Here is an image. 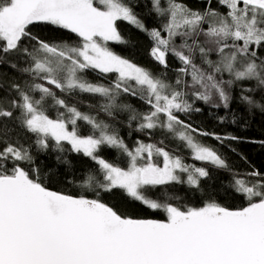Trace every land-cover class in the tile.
<instances>
[{"label": "snow or ice", "instance_id": "snow-or-ice-1", "mask_svg": "<svg viewBox=\"0 0 264 264\" xmlns=\"http://www.w3.org/2000/svg\"><path fill=\"white\" fill-rule=\"evenodd\" d=\"M140 3L0 0V68L18 74L0 71V264H264V171H233L200 138H241L191 120L204 110L198 102L230 112L233 124L243 119L234 103L264 114V0H206L202 8L150 0L154 27L136 11ZM119 22L148 37L160 70L112 49L131 43ZM36 25L70 35L45 36ZM122 127L146 139L129 143ZM182 150L206 166L187 163ZM49 151L69 170L68 153L91 162L81 179L65 174L78 191L50 186L54 174L39 161ZM212 170L230 173L241 206L204 192ZM174 185L205 198L177 204ZM116 195L127 207L106 199ZM137 206L163 218L137 215Z\"/></svg>", "mask_w": 264, "mask_h": 264}, {"label": "trees", "instance_id": "trees-1", "mask_svg": "<svg viewBox=\"0 0 264 264\" xmlns=\"http://www.w3.org/2000/svg\"><path fill=\"white\" fill-rule=\"evenodd\" d=\"M191 7L202 8L206 3V0H185ZM150 0H141L140 6L136 8V11L140 14L141 19L144 20L148 27L158 26V22L154 15H150L148 9L150 8ZM213 6H215V0H213ZM119 27L123 35L130 38L131 43L128 45H120L116 43H111L110 46L118 54L129 58L133 62L152 68L153 70H160L159 66L152 60L149 56V49L151 47V42L148 37L137 30L135 27L127 24V22H119ZM34 32H41L45 36L54 35V36H64L68 37L70 34L67 31H55L53 26L47 25H36L32 29ZM172 66L176 67L178 64L175 61H172ZM0 71L6 72L9 75L16 76L18 75L11 69L6 66L0 68ZM90 78L96 79L95 74L89 73ZM85 100H88V97H84ZM127 102H131L133 105L143 108L144 106L137 100L127 97L125 98ZM93 103L95 101H92ZM197 106L202 107L204 110L201 113L194 114L191 117L194 125L199 126L200 128L209 131L216 132L221 135H226L231 133L237 137H240L239 141H225L221 145L213 137H201L200 139L204 144L216 148L219 152L223 153L226 156L229 165L232 170L239 173H245L250 171L254 166L261 171H264V145L260 143H252L250 141H262L264 140V114L256 112L254 115L249 116L244 108L241 105L233 104L232 110L236 111L238 116L243 115V119H238L237 123H231V113L226 111L223 108L220 109H210L207 106L203 105L201 102L197 103ZM83 111H87V108H82ZM211 113V114H210ZM227 115L229 119L220 123L216 117ZM123 119V117H121ZM128 129L126 127L121 128V135L131 143L132 140L136 139L139 135L141 139H146L143 134L134 133L131 138L127 136ZM156 133L153 139H157ZM169 145L175 147V144L166 141ZM67 147V145H65ZM230 146V147H229ZM231 149H235L233 152ZM182 154L185 156L186 162L191 160V157L186 152L182 150ZM56 153L49 151L48 153L40 154L39 161H42L45 171L51 170L54 174L52 182L50 184L54 189H63L68 192H75L78 189L67 183L64 179L65 174L69 171H74L76 173L75 178L81 179V173L85 165L92 166L91 162L84 158L82 155H77L75 153H68L67 158L72 162V169L69 170L66 165L60 164L56 160ZM243 157V158H242ZM246 158V159H245ZM202 166H206L203 162H198ZM72 176H68V179H72ZM230 173L227 171H217L212 170V178L203 181L204 192L213 195L220 203L229 207H239L244 203L242 197L234 193V191L229 187ZM170 191L175 195L179 196L181 199L175 201L177 204H195L199 205L202 198L201 192H193L187 185H174ZM106 199L111 200L112 202L120 204L122 207H127L125 201H123L119 195L114 197H106ZM135 214L141 215L144 217L151 218H163L162 212L153 211L147 208H141L137 206L135 209Z\"/></svg>", "mask_w": 264, "mask_h": 264}, {"label": "rangeland", "instance_id": "rangeland-1", "mask_svg": "<svg viewBox=\"0 0 264 264\" xmlns=\"http://www.w3.org/2000/svg\"><path fill=\"white\" fill-rule=\"evenodd\" d=\"M183 118V117H182ZM158 135L156 136V138L157 139H159L160 138V134L159 133H157ZM171 146V145H170ZM171 147H173V146H171ZM187 152V151H186ZM188 153V152H187ZM190 156V155H189ZM198 162H200V161H195L194 159H192L191 158V160L189 161V162H187V163H189V164H196L197 166H202V165H200V164H198Z\"/></svg>", "mask_w": 264, "mask_h": 264}]
</instances>
